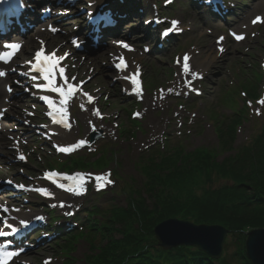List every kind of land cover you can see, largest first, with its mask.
Masks as SVG:
<instances>
[{
  "label": "rangeland",
  "instance_id": "rangeland-1",
  "mask_svg": "<svg viewBox=\"0 0 264 264\" xmlns=\"http://www.w3.org/2000/svg\"><path fill=\"white\" fill-rule=\"evenodd\" d=\"M113 1L116 2L117 0ZM160 1L162 3L165 0ZM234 2L235 0L231 1V3ZM238 3L239 10L235 12L238 15L235 17H238L241 23L237 26L224 27V29L213 28L212 25L206 26L202 21L200 13L195 11L196 8L190 5L188 0H176L175 4L167 9V12H164L165 16L181 21L185 33L183 37L179 38V41H174L170 45L168 53L162 55L156 53L144 55L143 51L139 50L135 55V63L141 64L143 67V78L145 88L147 89V92L142 96L143 100H140V102H130L138 104L137 106L134 105L136 107L135 118L131 116L134 111L129 113L133 105L121 103L122 97L119 93V87L113 83L114 76L109 73L107 58L104 57L99 61L97 59L91 60V62H94V65L87 59L85 64H88V71L96 68L94 73H91L92 75L88 73L89 76L95 77L89 89L94 93L102 95L100 96V104H96V106L102 110V115L105 119H99L93 110L89 109L90 107L83 108V113L85 114H78L79 112L76 111L77 115L74 113L75 118H81L78 120V128L74 127L75 130L65 140L57 137L58 143L67 145L73 143L76 139L88 138L91 127L104 129L107 131V136H105L104 141L96 145V148H98L97 152L93 151L89 153V151H84L73 157V159L88 157L92 161V169H88L87 172L102 173L112 170L114 173L120 175L123 180H126L133 190L140 189L146 181L142 171L138 168V161L142 155H147L151 150H155L156 148H160L161 150L166 149L167 144L172 142L175 144L174 146H182L186 152L199 148L215 150L219 146V140L215 131L217 124L219 123L218 125L223 127L239 107L246 105L249 108L250 114L245 123L246 125L238 130V137L234 141L232 151L225 153L221 149L216 150L219 155L218 161H222L229 155L234 157L240 155V147L251 140L258 133V127H261L264 123V104L262 106L253 105L247 102L248 97L244 98L242 96V89L246 88L248 90L249 86H252L251 83H255L251 79L253 77L252 72L257 71L259 69L258 65L264 60V25L256 28L251 25V21L256 15H263L264 8L261 6L256 10V5L260 2L255 4L254 0H238ZM144 5L147 8L150 6L149 3ZM139 9L140 6L138 7ZM245 12L247 15L243 17ZM235 17H232V19ZM72 21L73 23L76 22V20ZM73 27V25H70L65 28L66 32H74ZM117 28L120 35L126 39L137 40L143 37V35H137L139 31H135L136 26L134 23L131 24V21H127L126 23L121 22ZM237 28L240 34L247 36V40L241 44H232L233 42L228 37L226 44L227 53L225 55L218 54L216 37L222 34L227 35L228 29L234 30ZM116 33L118 35L117 30ZM157 34L158 31L153 32L151 34L153 37L150 41L156 40L158 38ZM61 36H63L65 41L68 38L65 35ZM143 43L137 45L141 44L144 46L145 44ZM28 56H24V58L27 59ZM102 56L106 55L102 54ZM188 56L190 57L192 72L199 71L206 76L202 83L203 97L200 99L184 97V83L188 79L181 73V67L176 66L175 63L179 64L180 60ZM150 78L152 83H154L153 88L149 85ZM3 85H5V82L2 83ZM262 87H264L263 83L260 85L261 89ZM235 101L236 106L233 105ZM1 102L0 108L3 107L5 98ZM24 108L31 109L28 108L27 104ZM261 110L262 115L257 113ZM15 112L23 116L21 111L16 109ZM89 121L92 123L90 127ZM133 121H137L139 123L138 126H134L132 124ZM23 130H25V134L32 132L31 129ZM128 130L135 133L133 138L130 135H123L124 133L127 134ZM7 136L9 135H6L5 142L11 144ZM181 138H183L184 142L179 143ZM36 139L39 138L31 140H35L38 143L39 141ZM37 143L35 144L36 146L31 145L29 148L27 147V150L31 152V162L27 169L17 170L10 175L6 171L1 170L0 178L2 179V177L7 176L18 182H29L31 177L39 174L43 167L49 164L54 165V156L49 155V149L44 147L48 145ZM0 147L4 151L10 152L5 148L4 144ZM102 149L109 154L103 153ZM111 150L113 151L112 154H110ZM25 153L29 154L27 151ZM108 157L112 161L109 167L106 168L104 165L109 163ZM0 160L1 162L2 160L6 161L5 156H0ZM95 170L102 171L98 172ZM229 184L231 183L221 179L216 174L212 176L210 181L206 180L204 176H199L197 185L193 186V191L200 196L206 191L217 190ZM115 190H117V187L105 193L102 198H99V202L94 199L95 197L88 196L86 199L79 201V203H92L90 210L95 206V203L103 207H109L113 202L124 206L126 202L125 195L118 194V196H114ZM30 201L32 203H30L31 206L28 208L31 211L27 210L26 212L34 215L32 210L36 208L37 212L40 213L42 211L45 213L43 211L45 208L42 207L44 206L43 202L41 203V201L33 199ZM23 203L25 204V202ZM24 204L21 207L16 206V209L22 210V207L26 208ZM83 219L84 221L87 220V218ZM229 241H231V238H228V244ZM56 243L53 242V245L48 244L42 247V250L36 251L32 256L15 264H21L22 261L25 264H41L44 258H50L52 260L50 264H64L65 256L58 252L59 246ZM239 246L240 242L233 244L232 247H225V249H228L229 254L233 255ZM91 254L92 250L88 242L81 240L77 243L76 251L71 257L76 259L74 264H84L85 255L90 256Z\"/></svg>",
  "mask_w": 264,
  "mask_h": 264
},
{
  "label": "trees",
  "instance_id": "trees-1",
  "mask_svg": "<svg viewBox=\"0 0 264 264\" xmlns=\"http://www.w3.org/2000/svg\"><path fill=\"white\" fill-rule=\"evenodd\" d=\"M249 91L254 93L256 86ZM235 123L228 131H221L222 152L232 151ZM239 154L218 161L216 149L193 153L180 150L173 159L146 169L149 182L145 189L137 193L127 209L114 215L105 243L91 264H228L227 259L215 263L192 249L183 248L172 254L156 251L152 247L154 229L172 218L226 227L231 238L227 247L233 241L240 242L234 255L238 259H233L232 264H251L246 256V234L264 229V131ZM214 174L231 184L197 195L193 186L198 177L210 181ZM66 247L71 248L69 243Z\"/></svg>",
  "mask_w": 264,
  "mask_h": 264
},
{
  "label": "snow or ice",
  "instance_id": "snow-or-ice-1",
  "mask_svg": "<svg viewBox=\"0 0 264 264\" xmlns=\"http://www.w3.org/2000/svg\"><path fill=\"white\" fill-rule=\"evenodd\" d=\"M208 2H211V0H208ZM262 18L257 17L256 21H253V23H256L257 21H260ZM173 25H177L178 22L177 21H173L172 22ZM165 35H167V33H165ZM244 37L243 36H235V39L237 40H242ZM5 47L11 49L12 51L9 52H2L0 53V61H3L4 63H7L11 57L15 54V51L18 50L20 48L19 44H7L5 45ZM125 48H127L128 46L125 44L124 45ZM63 59H65V57H57L55 52H53L51 55H45L44 52L41 51H37L35 53V64L33 66V69L35 72L39 73L44 81H47L48 83V91L51 92H55L58 93L59 96L61 97V99L59 100V105H60V112H62V116L60 117V119H57V116L52 115V113L50 112L49 115L52 116V120L55 123H59V124H64L65 127H67V117H68V110L65 107L67 100L71 99L73 94L76 93L77 89L75 87H73L72 83H69L67 78L64 79V84L65 87H57L56 86V76H57V72L59 73V75L61 77H64V69L63 68H58V64L60 61H62ZM188 57L184 58V70L188 71ZM123 64V61H121V64H117L115 65L118 69H121V65ZM5 73L3 71H0V76H4ZM126 79H129L130 82L135 85V88L133 89V91H137L138 93V89L140 88V81L138 79H136L135 77H125ZM33 79H36V77H33ZM43 99H45L47 101L48 106L51 108L54 104V101L52 99H49L47 96L43 97ZM88 100L89 102H91L93 100V98L91 96H88ZM260 103L264 104V101H261ZM81 107H83V105H81ZM96 115H100L99 111L97 110ZM139 115V114H137ZM84 141L79 142L78 144H73L71 146L68 147H60L58 150L60 152H71L73 151L75 148L79 147L80 144H83ZM21 160L24 159V157L21 155L19 157ZM97 179H102L100 177H97ZM63 180L65 181H72L73 184L75 185L74 188H69L67 189L69 192H75L76 195H83L86 192V188L83 187L84 184V177L83 176H64ZM9 183H11V181H9ZM55 183V181H54ZM109 184L113 183L111 180L108 181ZM61 189L65 188V185L60 183L58 185ZM17 187H19L20 189H24V185H18ZM42 192H45L47 194V190L42 189ZM64 205H61V207H63ZM5 211H7V209H5ZM21 224H24L25 227L27 226L25 224L24 221H21ZM5 225L6 227L12 229L13 233L18 232V229L15 228L13 225L8 224L7 221H5ZM4 233L0 232V235H3ZM17 255L14 252L11 251H7L5 246H0V260H3V264H8V259L10 257H13ZM47 264V262H46Z\"/></svg>",
  "mask_w": 264,
  "mask_h": 264
},
{
  "label": "water",
  "instance_id": "water-1",
  "mask_svg": "<svg viewBox=\"0 0 264 264\" xmlns=\"http://www.w3.org/2000/svg\"><path fill=\"white\" fill-rule=\"evenodd\" d=\"M160 247L170 251L179 247H195L213 259H219L229 231L221 226H196L179 220H168L155 228ZM246 253L252 264H264V229L247 235Z\"/></svg>",
  "mask_w": 264,
  "mask_h": 264
},
{
  "label": "bare ground",
  "instance_id": "bare-ground-1",
  "mask_svg": "<svg viewBox=\"0 0 264 264\" xmlns=\"http://www.w3.org/2000/svg\"><path fill=\"white\" fill-rule=\"evenodd\" d=\"M32 1L33 0H27V4H31ZM153 10H154V8H151V9L148 8V9L144 10L143 13H142V15L140 14V16L138 15V13H136V11L131 10V11H129V14L130 15L123 22L126 23L127 21H131V24L134 23V25L136 26V30L134 29L135 31L141 30V27L143 29H146V31L147 30H150V28L147 27V26H144L145 23H142L141 21L144 20V19H146V18H148L150 16V13L153 12ZM121 12L122 11L120 10V13ZM125 14H126V12H124L123 15H125ZM134 14L136 15L135 18H139V19H134ZM246 15H247V13L245 12L243 14V16L245 17ZM4 96H6V98H9V96L7 97V94L3 91V88H2V80L0 79V104H1V101L4 98ZM59 134H60V137L63 138V139L65 138V136H67L66 133H63L62 134L60 132Z\"/></svg>",
  "mask_w": 264,
  "mask_h": 264
}]
</instances>
